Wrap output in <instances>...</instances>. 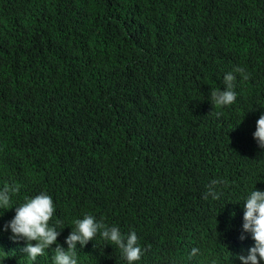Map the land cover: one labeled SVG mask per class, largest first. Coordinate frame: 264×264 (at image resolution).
Returning a JSON list of instances; mask_svg holds the SVG:
<instances>
[{
	"label": "trees",
	"instance_id": "obj_1",
	"mask_svg": "<svg viewBox=\"0 0 264 264\" xmlns=\"http://www.w3.org/2000/svg\"><path fill=\"white\" fill-rule=\"evenodd\" d=\"M236 39L259 62L255 90L228 104L210 102L201 79L218 86L222 74L206 73L200 56L218 55L211 46ZM0 74L7 78L0 93V198L31 200L45 182L55 205L54 221L46 223L57 235L101 224L77 252L81 261L43 248L41 236L31 249L38 233L14 227V236L0 238V264H41L43 254L44 264H139L120 256L124 238L132 230L142 236L167 188L201 177L194 167L204 171L208 187L231 174L238 192L219 203L251 195L261 220L264 0H0ZM22 80L29 85L6 92ZM143 135L157 151L152 172L111 183L125 159L138 156ZM200 141L209 151L187 158L184 148ZM62 179L78 183L77 198ZM93 184L100 196L90 189L84 198ZM201 211L204 255L216 246L214 225L224 211L208 202ZM112 227L122 232L102 235ZM177 260L186 264L189 255Z\"/></svg>",
	"mask_w": 264,
	"mask_h": 264
},
{
	"label": "clouds",
	"instance_id": "obj_2",
	"mask_svg": "<svg viewBox=\"0 0 264 264\" xmlns=\"http://www.w3.org/2000/svg\"><path fill=\"white\" fill-rule=\"evenodd\" d=\"M244 33L251 38L247 31ZM209 42L213 43L212 40ZM211 47L218 55L200 56L207 60L205 72L221 73L222 79L218 86L213 87L208 86L204 78L201 79L202 91L206 93L208 101L228 104L236 97L255 90V72L260 69V65L259 62H255L250 49L244 43L236 39L223 45L221 49ZM6 83L7 78L0 74V85L4 88L0 89V93H5ZM28 85V82L22 80L20 84L14 85L6 92L13 93ZM208 151L202 141L184 148L187 158L192 157V152L198 155ZM156 154L157 151L148 144L143 135V144L138 147V156L135 159L128 156L122 165L124 171L111 183L118 181L120 177L141 180L146 174L150 175L155 165ZM190 171L195 175L200 173L201 177L195 178L194 181L188 178V184L181 189L167 188L165 196L158 201L154 210L156 217L146 221L147 230L141 237L132 230L124 238L119 251L120 256L124 260L129 259L139 264H181L177 258L182 254L189 255L186 264H264V204L260 208L263 210L261 220L256 210V201L250 194L245 200L239 201L237 197L231 203L221 205L219 201L224 195L238 192L236 180H233L231 174L217 185L208 187L202 169L194 167ZM61 182L70 186L74 197H78L75 192L78 183L66 182L63 179ZM40 185L42 189L32 194L31 200H13L15 196L8 195L0 198V206L6 207L0 209V238L3 234L14 236L12 232L14 227L28 226L34 235V232L38 233V236L30 239L31 249L38 247L37 240L41 236L38 241L44 238L41 241L43 248L57 249L64 253V257L70 254L79 260L77 252L83 251L96 238L101 224L77 235L72 231L57 235L59 229L48 224V220L54 221V199L46 183L42 182ZM96 188V184H93V187L88 186L85 191L83 190V197L88 198L90 189L94 191L95 198L100 196L95 191ZM17 191L22 192V189L19 188ZM206 202L217 203L222 206L224 212L214 225L215 248L201 255L199 249L202 246L201 235L204 229V212L201 208ZM19 209H22L19 213L20 218L14 213ZM121 232L118 227L104 228L102 235L114 237ZM10 240L16 244L15 250L20 251V242ZM3 250L2 243L0 257L4 254ZM42 258H46L44 254ZM172 258L176 262H168ZM41 259V264H44ZM47 264L50 263L47 261Z\"/></svg>",
	"mask_w": 264,
	"mask_h": 264
}]
</instances>
